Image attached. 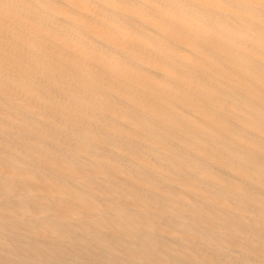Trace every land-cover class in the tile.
Masks as SVG:
<instances>
[{"label": "bare ground", "instance_id": "obj_1", "mask_svg": "<svg viewBox=\"0 0 264 264\" xmlns=\"http://www.w3.org/2000/svg\"><path fill=\"white\" fill-rule=\"evenodd\" d=\"M0 264H264V0H0Z\"/></svg>", "mask_w": 264, "mask_h": 264}]
</instances>
